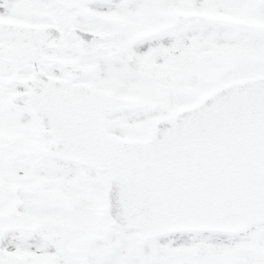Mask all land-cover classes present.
I'll return each mask as SVG.
<instances>
[{"label": "snow or ice", "instance_id": "6c2138e0", "mask_svg": "<svg viewBox=\"0 0 264 264\" xmlns=\"http://www.w3.org/2000/svg\"><path fill=\"white\" fill-rule=\"evenodd\" d=\"M0 264H264V0H0Z\"/></svg>", "mask_w": 264, "mask_h": 264}]
</instances>
